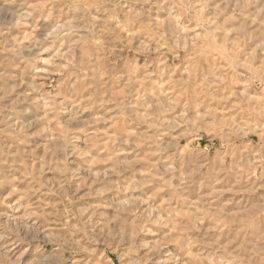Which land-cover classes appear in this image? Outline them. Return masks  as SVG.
<instances>
[{
  "label": "clouds",
  "instance_id": "1",
  "mask_svg": "<svg viewBox=\"0 0 264 264\" xmlns=\"http://www.w3.org/2000/svg\"><path fill=\"white\" fill-rule=\"evenodd\" d=\"M0 264H264V0H0Z\"/></svg>",
  "mask_w": 264,
  "mask_h": 264
}]
</instances>
